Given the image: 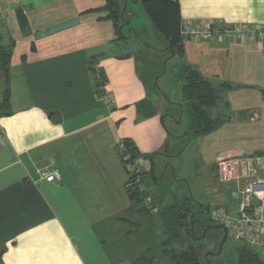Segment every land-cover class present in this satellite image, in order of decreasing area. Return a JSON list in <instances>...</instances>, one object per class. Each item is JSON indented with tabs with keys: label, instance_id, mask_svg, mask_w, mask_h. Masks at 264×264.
I'll use <instances>...</instances> for the list:
<instances>
[{
	"label": "crops",
	"instance_id": "obj_1",
	"mask_svg": "<svg viewBox=\"0 0 264 264\" xmlns=\"http://www.w3.org/2000/svg\"><path fill=\"white\" fill-rule=\"evenodd\" d=\"M177 1L182 19L264 25V0ZM104 4L0 0V43L10 47V99L0 108V264H138L141 248L129 239L138 209L118 144L129 142L139 169L154 175L151 155L167 133L159 113L138 107L152 100L147 89L163 72L147 63L141 73V59L154 54L142 50L136 28L119 34ZM179 58L215 92L208 113L218 124L200 136L210 170L235 155L264 157V38L183 36ZM53 170L60 179L47 181Z\"/></svg>",
	"mask_w": 264,
	"mask_h": 264
},
{
	"label": "rangeland",
	"instance_id": "obj_2",
	"mask_svg": "<svg viewBox=\"0 0 264 264\" xmlns=\"http://www.w3.org/2000/svg\"><path fill=\"white\" fill-rule=\"evenodd\" d=\"M117 1L125 7L124 19L120 18L122 22L119 21V26L123 27V33L128 35L130 29L136 28L138 42L144 43L142 50H149L151 54H154L152 57L144 56L141 59L139 64L144 65L140 69L141 73H146L145 64L147 63L155 64L159 69L158 74L163 72L157 78L154 76L152 81L154 88H148L147 91L152 98L150 102L154 112L159 113L161 117L168 140L163 149L151 155L155 164L154 175L144 172V166L140 168L143 171L142 175H139L140 185L145 186L144 191L138 188L144 195L142 208H137V216L129 224V228L132 229V237L129 239L133 242L130 241V243L141 248L142 251L141 258L138 257L135 261L138 264H146L149 257H157L156 264H160L158 263L161 260L158 258L161 248L160 241L166 237L163 211L167 206L187 197L190 199L189 206L193 209H195L194 200L211 208L217 203L222 205L229 203L234 198V193L229 185L218 184L210 177L213 170H210L212 167L203 160L202 137L187 135L189 133L186 128L188 113L181 93L183 84L181 59L178 56H171V53L166 50L165 38L150 21L140 0L136 2ZM125 21L129 23L126 25L123 23ZM143 60L148 62L144 63ZM157 95L159 97H156ZM145 199L148 200L147 206L143 205ZM216 226L219 225L210 218L209 213L195 214L193 236L184 237L183 241L176 246L184 249L189 242H193L202 260L207 262L205 254L211 251L214 253L208 257L213 264H236L241 250L247 244L227 235L221 251L215 254L222 232V229ZM204 229L207 231L200 237ZM255 250L264 261V250L260 248Z\"/></svg>",
	"mask_w": 264,
	"mask_h": 264
},
{
	"label": "trees",
	"instance_id": "obj_3",
	"mask_svg": "<svg viewBox=\"0 0 264 264\" xmlns=\"http://www.w3.org/2000/svg\"><path fill=\"white\" fill-rule=\"evenodd\" d=\"M140 1L142 2L145 12L152 24L165 38L167 42L166 49L172 55L182 57L183 36L180 32L182 18L178 1ZM122 8L123 6L117 0H105L103 6V9L107 13L106 17L114 23L119 34L121 33L119 21L122 22L119 14ZM19 20L21 21V24H24V17L21 12H19ZM9 58L10 47H4L0 43V108H6L10 99ZM182 70L183 84L181 87V93L186 103L188 113L186 128L190 135L202 136L209 133L218 124L217 121L210 118L208 113V108L215 103V92L210 83L203 79L196 70L185 66ZM98 79L101 82L100 76ZM138 108L145 116L154 113L152 104L147 101L141 102ZM122 141L126 146L127 152L130 154L131 160L139 158V154L136 153L135 148L131 146L129 142L125 140ZM120 157L122 159L121 153ZM213 170L214 181H217L215 168ZM141 174L142 173L139 171V175ZM133 180L134 178L130 177L127 181V193L133 205L138 209H141L142 198L144 195L138 190V186L133 183ZM189 201L190 199L187 197L181 201L176 200L163 211L166 237L161 242V253L167 258L170 264H207V262L204 259L202 260L196 252L193 242H189L184 249H179L176 246L183 241L184 237L191 238L189 216L191 212L197 209V205L193 204L195 207V209H193V207L189 206ZM194 223L195 215L193 216V227ZM147 262H149V260H147ZM210 264L213 263L210 262ZM236 264H264V261L254 248L246 245L241 250Z\"/></svg>",
	"mask_w": 264,
	"mask_h": 264
},
{
	"label": "built area",
	"instance_id": "obj_4",
	"mask_svg": "<svg viewBox=\"0 0 264 264\" xmlns=\"http://www.w3.org/2000/svg\"><path fill=\"white\" fill-rule=\"evenodd\" d=\"M182 36L194 40L216 37L264 38V25H223L221 22L201 23L195 19H182L180 25ZM109 104L106 94L97 95ZM122 161L128 173L133 177L140 191L144 187L139 181V162L131 160L123 141L118 144ZM215 175L218 184L229 185L234 198L227 204L217 203L208 209L210 218L221 226L226 235L242 241L250 247L264 250V157H244L235 155L217 162ZM47 181H57L60 175L56 170L44 175ZM144 206L148 205L145 199Z\"/></svg>",
	"mask_w": 264,
	"mask_h": 264
},
{
	"label": "water",
	"instance_id": "obj_5",
	"mask_svg": "<svg viewBox=\"0 0 264 264\" xmlns=\"http://www.w3.org/2000/svg\"><path fill=\"white\" fill-rule=\"evenodd\" d=\"M133 1H137V0H133ZM124 11H125V7L122 8V10L120 11V14H119L121 19H124V18H123ZM123 23L127 25L129 22H128V21H125V22H123ZM171 56H172V54H171ZM187 135H189V133H187ZM194 203L197 205V209H196L195 211L191 212V214H190V216H189V222H190V234H191L192 236H193V234H194V231H193V216H194L195 214H199V213H201V212L207 214V213H208V209H209L207 206H203L201 203H198V202H196L195 200H194ZM216 227L222 229V232H221V240H220V242H219V244H218L217 251L215 252V254H218V253L221 251L222 245H223V243H224V241H225L227 235H226L225 230H224L221 226H216ZM206 229H207V228H206ZM206 229H204V230L202 231V234L200 235V237H202V236L204 235V233L206 232ZM212 253H213V252L210 251V252H207V253L205 254V259L207 260V264H210V262H209V260H208V255H210V254H212Z\"/></svg>",
	"mask_w": 264,
	"mask_h": 264
}]
</instances>
